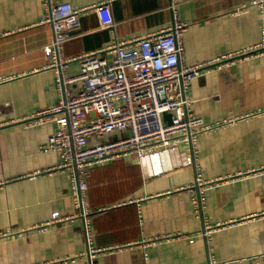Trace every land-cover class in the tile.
I'll use <instances>...</instances> for the list:
<instances>
[{"label": "crops", "instance_id": "obj_1", "mask_svg": "<svg viewBox=\"0 0 264 264\" xmlns=\"http://www.w3.org/2000/svg\"><path fill=\"white\" fill-rule=\"evenodd\" d=\"M54 4L88 10L63 45L64 61L168 28L170 6L188 25V66L254 48L264 32V0ZM45 12V0H0V264H264V51L210 70L187 91L189 114L207 125L253 117L198 137L194 159L178 151L91 168L90 214L81 217L71 170L56 169L58 155L42 149L54 122L29 119L59 98L48 69L52 30L37 25ZM66 73L78 76V63ZM191 188L202 198L198 215ZM55 213L69 219L41 228ZM206 225L218 228L204 239Z\"/></svg>", "mask_w": 264, "mask_h": 264}, {"label": "built area", "instance_id": "obj_2", "mask_svg": "<svg viewBox=\"0 0 264 264\" xmlns=\"http://www.w3.org/2000/svg\"><path fill=\"white\" fill-rule=\"evenodd\" d=\"M45 7L37 25H47L52 30L53 54L48 69L54 72L59 98L51 109L29 119L54 122L55 132L42 149L58 155L60 163L56 169L71 170L74 207L81 217L90 214L85 176L91 168L128 156L136 157L140 164L146 158L178 151L194 159L198 137L254 116L207 125L189 114L187 91L194 80L210 70L263 52L264 32L254 48L188 66L182 48L188 25L179 20L170 6L173 14L168 28L126 42L113 41L102 51L64 61L63 45L77 28L80 14L88 10H73L68 4H54V0H45ZM70 62L78 63V76L66 73ZM116 134L123 136L111 140ZM202 185L204 182L197 179L196 186ZM187 191L192 196L193 212L198 215L202 198L192 188ZM68 219L55 213L41 228ZM217 228L204 226L201 237L209 238ZM98 252L91 249L89 254Z\"/></svg>", "mask_w": 264, "mask_h": 264}]
</instances>
